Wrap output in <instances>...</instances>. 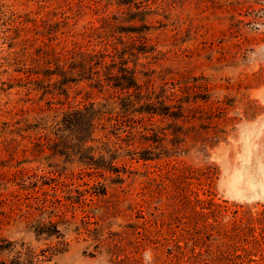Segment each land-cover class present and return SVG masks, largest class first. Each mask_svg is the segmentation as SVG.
Masks as SVG:
<instances>
[{
    "label": "rangeland",
    "instance_id": "obj_1",
    "mask_svg": "<svg viewBox=\"0 0 264 264\" xmlns=\"http://www.w3.org/2000/svg\"><path fill=\"white\" fill-rule=\"evenodd\" d=\"M0 264H264V0H0Z\"/></svg>",
    "mask_w": 264,
    "mask_h": 264
},
{
    "label": "trees",
    "instance_id": "obj_2",
    "mask_svg": "<svg viewBox=\"0 0 264 264\" xmlns=\"http://www.w3.org/2000/svg\"><path fill=\"white\" fill-rule=\"evenodd\" d=\"M131 30H134L133 29V27H131ZM129 80V79H128ZM127 81V80H126ZM128 82H130V81H128ZM132 82V81H131ZM131 84H134V83H131ZM132 85H127L126 87H122V86H120V85H114V87H115V89H117V90H130L132 87H131ZM73 117H75V118H78L77 116H73ZM77 122L78 121H75V122H73V123H70L67 127H70V128H72V127H74L75 126V124H77Z\"/></svg>",
    "mask_w": 264,
    "mask_h": 264
}]
</instances>
